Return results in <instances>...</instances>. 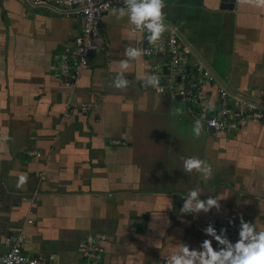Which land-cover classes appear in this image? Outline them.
Instances as JSON below:
<instances>
[{"label":"crops","instance_id":"crops-1","mask_svg":"<svg viewBox=\"0 0 264 264\" xmlns=\"http://www.w3.org/2000/svg\"><path fill=\"white\" fill-rule=\"evenodd\" d=\"M165 4L190 74L202 63L216 78L198 106L141 86L163 56L130 62L128 87L114 86L125 49L142 42L127 16L103 18L100 48L69 87L59 56L73 49L83 17L0 0V253L22 232L25 251L47 264H84L79 244L103 233L102 264H165L183 242L211 239L203 229L222 218L239 229L242 215L264 230V124L228 133L207 126L221 89L264 106V9L238 0ZM190 157L211 166L208 179L183 170ZM20 175L27 183L17 188ZM193 189L219 196L221 210L182 215Z\"/></svg>","mask_w":264,"mask_h":264},{"label":"built area","instance_id":"built-area-1","mask_svg":"<svg viewBox=\"0 0 264 264\" xmlns=\"http://www.w3.org/2000/svg\"><path fill=\"white\" fill-rule=\"evenodd\" d=\"M33 6L51 10L55 13H72L83 17V29L76 37L73 49L65 50L59 56V75L69 78L66 86L73 87L80 77L81 72L88 67L90 53L97 52L100 48L101 22L109 12L119 7H124L122 0H28ZM142 42L140 49L145 57H165L163 65L154 69L152 75L164 80L158 92L169 90L176 92L184 101L195 106L203 103L202 93L204 88L216 81L213 73L202 63L194 65V74L188 71L187 55L189 50L181 44V38L176 29L166 31L162 38L155 43H149L148 33L140 32ZM186 80L187 85L182 88L177 86ZM141 86L147 88L142 81ZM221 109L212 112L207 120V126L215 132L228 133L240 129L246 123L264 124V106L255 102H248L239 97L232 96L227 90L220 92ZM264 96V91L262 92ZM72 109L69 105L67 110ZM82 113H88L89 105L81 106ZM233 218H222L217 221L216 229L227 228L229 239L234 243L238 239V228ZM32 223V221H29ZM107 236L103 233H96L88 236L79 244V252L84 264H102L105 253L104 244ZM27 242L26 235L22 232L13 234L6 239L7 249L0 253V264H47L44 259L27 253L24 249Z\"/></svg>","mask_w":264,"mask_h":264},{"label":"clouds","instance_id":"clouds-1","mask_svg":"<svg viewBox=\"0 0 264 264\" xmlns=\"http://www.w3.org/2000/svg\"><path fill=\"white\" fill-rule=\"evenodd\" d=\"M124 7L114 9L113 12L123 19L125 16L128 22L140 32H147L149 43L160 40L163 34L168 31L166 23L165 0H122ZM241 4H247L254 8L264 9V0H238ZM125 60L120 61L121 71L114 80V86L118 89H126L129 81L124 73L129 69L130 62L139 61L143 55V50L135 47L125 49ZM146 86H151L160 90L161 82L158 76L151 75L145 78ZM177 114H182V109L176 110ZM203 130L201 121H196L193 127L194 134L199 137ZM185 172L191 173L194 170L201 173L204 179L211 175V166L204 160L197 157H190L184 160ZM27 183V177L20 175L17 181V188H22ZM202 194L197 189L191 190L184 200L180 209L182 215L208 213L213 208L221 210L222 200L219 196H209L207 199L201 198ZM230 223L234 222L230 221ZM206 236L211 239H204L198 248H193L188 243H182L175 251L165 258V264H264V230L257 227L253 222L246 221L240 217L238 229V239L234 243L229 239L227 228L219 231L214 224L210 223L203 229ZM213 240L218 247H214ZM11 264V260L8 261Z\"/></svg>","mask_w":264,"mask_h":264},{"label":"water","instance_id":"water-1","mask_svg":"<svg viewBox=\"0 0 264 264\" xmlns=\"http://www.w3.org/2000/svg\"><path fill=\"white\" fill-rule=\"evenodd\" d=\"M94 54H95V52H91L90 53V57L91 56H94ZM213 73V72H212ZM227 90V89H226ZM228 92H229V90H227ZM232 96H235V97H239V96H237V95H235L234 93H232V92H229ZM241 99H243V98H241Z\"/></svg>","mask_w":264,"mask_h":264}]
</instances>
